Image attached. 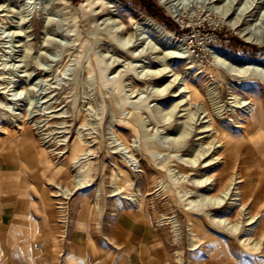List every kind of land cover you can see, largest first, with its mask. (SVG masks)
Here are the masks:
<instances>
[{
    "label": "rangeland",
    "instance_id": "374dc122",
    "mask_svg": "<svg viewBox=\"0 0 264 264\" xmlns=\"http://www.w3.org/2000/svg\"><path fill=\"white\" fill-rule=\"evenodd\" d=\"M104 1L107 4L101 0H0V121L4 127L0 129V169L22 175L18 167L29 164L30 173L39 171L41 166L28 156L31 149L19 145V138L35 135L39 147L50 153L56 172L53 177L49 171H39L36 184L27 177L25 186L22 177H9L29 200L41 202L46 218L43 239L47 240L42 242L40 261L35 262L27 251L29 256L17 257L16 264H129L151 261L149 249L153 264H214V240L227 243L238 264L247 260L263 264L264 239L258 251L244 253L233 236L212 223L211 216L186 206L189 201L201 203L206 188L185 195L180 182L194 188L198 181L216 177L210 194L222 196V171L234 179L230 185L234 193L250 184L251 171L253 188H264V170L258 166L264 157L249 138L251 112L246 106H234L237 99L264 102V76L256 71L236 75L215 57L217 50L237 65L254 58L264 62V0H174L180 5L181 18L170 11L171 2L162 0H153L155 15L143 8V0ZM117 2L120 5L108 6ZM246 3L251 9L236 28L229 21L237 14L226 9L235 4L239 13ZM139 13L186 37L188 44L176 49L155 34L150 36L151 44H142L135 27ZM113 19L126 26L119 34L131 37V44H120L124 43L121 37L103 36ZM168 20L175 21L180 31L168 26ZM249 24L261 35L260 43L240 33ZM168 51L183 52L185 57L166 60L169 66L162 76L147 72L165 67L161 59ZM170 81L173 84L166 86ZM186 81L199 92L191 105L178 104L180 97L174 96ZM183 95L188 98L189 93ZM134 111L141 113V122L132 117ZM210 115L231 134L229 144L222 145L212 131L205 130L212 121ZM238 121L243 125L237 126ZM76 142L81 144L80 151L74 149ZM80 156L85 165L80 177H86L81 186L77 171L82 166L74 167ZM180 165L188 168L186 174ZM123 171L131 184L124 182ZM232 198L226 199V206ZM133 199L139 201L137 206L131 205ZM214 211L221 213V209ZM82 212L84 226L78 223ZM230 216L237 222L240 206ZM193 219L206 233L200 247L192 251ZM248 228L239 238L247 236ZM262 233L263 217L251 236L258 240Z\"/></svg>",
    "mask_w": 264,
    "mask_h": 264
},
{
    "label": "bare ground",
    "instance_id": "6f19581e",
    "mask_svg": "<svg viewBox=\"0 0 264 264\" xmlns=\"http://www.w3.org/2000/svg\"><path fill=\"white\" fill-rule=\"evenodd\" d=\"M101 1L104 2L105 4H107V2H108V1L106 2L104 0H101ZM162 1L165 2V3L171 2L170 4H168V6L170 5L169 6L170 11L174 14V16L181 18V10L179 8L180 5H179L178 2L174 3L173 2L174 0H172V1L171 0H162ZM230 1H235V0H230ZM236 4H237V2H236ZM117 5H120L119 2H117V4L116 3L115 4L114 3H109L108 6H117ZM245 6L246 7L241 9L239 13H237V8H235V4L233 6L229 5L227 7L226 12L227 11L230 12V10H232V12H231L232 15L233 14H237V16L232 17L230 19V21H229L232 26H235L236 28H239L241 26V19H242V16H243L244 12L246 13V11H249L251 9L250 6L247 3H246ZM260 13H261V11H260ZM139 14H140V18L138 20H136V26L135 27L138 30V39L142 40V44H146V43L147 44H151L152 41L150 39L151 38L150 36H152V34H155V36H157L158 39L161 42H169L172 45L174 44V46H176V49H179V47L181 45L188 44V41H187L186 37L179 36L178 34H176L175 32H173L171 30H169L168 28H166L164 25H162L160 22H158L157 20L153 19L152 17H149V16H147V15H145L143 13H139ZM109 18L112 19V16H110ZM125 28H126V26L124 24L118 23V22H116L115 19H113L111 25H109V27L106 29V31L103 32V36H105V37H107V38H109L111 40L112 39L114 40L115 37L116 38H120L121 37L122 39L121 40L118 39V40L119 41H123L124 43H120V44H131V42H132V38L131 37H124L122 34H119L120 32L124 31ZM240 33L248 41H252V42H256V43H260L262 41L261 35L258 33V31H254V29H253L251 24L242 27L240 29ZM153 44H155V43H153ZM153 48H155L154 45H153ZM141 53H143V52H141ZM144 53L142 54V56L146 55V53L145 54ZM182 53L183 52L178 53L177 51H168L167 53L164 54V56L161 59L163 61L164 65H166V66L163 67V68L152 70V71L150 69H148L147 72H152L153 76H156V77L164 75V73L166 72L165 71L166 68L169 66V62H166V60L171 59V58H172V60L175 59V58L176 59L177 58L181 59V58L185 57L184 55H182ZM215 53H216L215 57L218 60L217 62L221 63L226 68L229 67V69L232 70L233 72H235L236 75L247 76V75H249L250 71L251 72L252 71H256V72H258V74L261 77L264 76V62L259 60V58H254L252 60H249L248 63L243 66V65L234 64L233 62L228 61L226 58H223V56L220 55L217 50L215 51ZM261 66H263V67H261ZM189 68H190V66L187 69H189ZM147 74L149 75L150 73H147ZM172 84H173V81H170L166 86H171ZM181 85H183V84H181ZM159 90L163 91V89H161V88H159ZM183 92H188L189 93L188 98L187 97L186 98L182 97ZM174 96L180 97V100H179L178 104H180L181 102L184 101L185 103H188V104L191 105V104H193L196 101V99L199 98V92L191 83L186 81L184 83V86H180V91L179 92H175ZM11 99H13V98H11ZM184 102H183V104H184ZM0 103H2V102H0ZM176 106H178V105H176ZM234 106H238V107H240V106L241 107H245L246 106L247 109L250 110V112H251V114H250V126H251V129L250 130L251 131L249 132V138H250V141H253V144L257 145L258 150L261 152V154L264 157V102L261 101V100H254V99H251V100L244 99L243 102H242L241 99H237L236 100V105H234ZM173 111H174V109H173ZM140 114L141 113L139 111L132 112V117L136 120V122L137 121L141 122V115ZM2 118L3 117L0 116V120ZM211 119H212V121L205 126V127L209 128V129H205V130L212 131V134L214 135V138L217 139V141L222 142V145L229 144L232 141L231 134L226 132L225 130L221 129L220 127H218V125L214 122L212 116H211ZM238 123H241V124H239L237 126L243 125L241 121H238ZM17 124H19V123H17ZM37 127L41 129L43 127V125H38ZM0 129L4 130L3 125H1V121H0ZM188 133H189L188 130L185 131L184 133H182L180 135L179 138H182V137L186 136ZM41 138L43 140L49 141L47 139V136H42ZM146 141H147L146 144L153 145L152 141L151 142L148 141V140H146ZM213 146H215V145H213ZM74 149L80 151L81 150V144L76 142V144L74 146ZM85 150H87V149H85ZM200 154L201 155L205 154V151H202V153H200ZM83 156H85V155H83ZM83 156L77 157L74 160V163H75L74 167L82 166L81 167L82 170H78L77 171V178H79L80 186L85 182V179H86V177H80V176H82L81 173L85 172L84 171V169H85L84 166L85 165L83 166L82 162H81V158H83ZM212 159H214V157L211 158V160ZM197 160L198 159H193L192 161L196 163ZM78 163H80V164H78ZM208 164H211V162L208 163ZM258 166H259L260 170L261 169L264 170V160H263L262 163H260V165L258 164ZM179 169L184 174H186L188 172V168L185 167V166L180 165ZM65 171H66V173L70 172L68 169H66ZM252 175H253V173L250 171L249 174H248L249 179H247V181H249L250 184L248 186H245L243 189L238 190L236 193H234L233 191H231V188H230V185L234 181V179L232 177L230 178V175H229L228 172L222 171V173H220V177H219L220 178L219 184H220L221 187L224 188V189L222 188L223 189L222 193H224V195H222V196L221 195H218V196L216 195L215 196V195L210 194V190L212 188L213 183L215 185H217L218 179L216 177L208 176L204 181H203V179L198 181V186H196L194 188H190V187L187 186V184H185L184 181L180 182V179L178 180L180 182V184L186 190V191L184 190V194L185 195L189 194V193H192L191 195H194V193L201 192L202 188H206L205 192H202L203 201L201 203L195 204L194 201H189V203L186 206L190 205L189 209H195L198 212H205V213H207V215L211 216L212 223L217 225L218 227H220L222 229H225L226 230L225 231L226 234L233 236V238L236 239L235 245H237L239 248L243 247L242 251H246L244 253H247V249H248V252H249V249L258 251V249L261 248L262 240L264 239V233H262V236L259 237L260 239H258V240H256L257 239L256 237L254 238L253 236H251L252 231L254 230V226L255 225H259L261 223V219L263 217V213H261L260 211H257L256 210L257 208L255 209L254 207H252L251 206V202H249L250 195L256 189V188H253L254 178H253ZM250 176H252V177H250ZM123 180H124L125 183H128V182L130 184L132 183L131 180H130V177L126 173V171H123ZM240 181H242V179H240L239 181H235L234 183L240 182ZM57 185L61 186L60 184H57ZM115 192H117V191H115ZM119 194H121V193H119ZM233 194L236 196L235 198L231 197ZM227 196H229V197H227ZM230 198H232V199H231L229 205L226 206V204H227L226 199H230ZM126 199L131 200L130 197H126ZM256 201H258V200H256ZM262 202H264V201L262 200ZM138 203H139V201H137V199H133L131 205L134 204V205L137 206ZM236 205L240 206L241 216H240V219L237 222H234L233 218H231L230 214L232 213V211L234 210ZM218 209H221V211H220L221 213L220 214L215 213L216 211H214V210H218ZM193 225H194V228H192L190 230V235H191V237L193 239V244H192V247L190 248V250H192V251L196 250V249H198L200 247V245L203 243L201 241L202 237L206 233L204 227L201 226L198 222L194 221V219H193ZM246 225H250V228L247 229V233H246L247 236L244 237V238H239V234L242 231L246 230ZM214 245L216 246L214 251H213V254H214V257H215V261L214 262H217L218 264L219 263L220 264H225V257L226 256L223 253V250H227L228 249V244L227 243L221 244V242L219 240H214Z\"/></svg>",
    "mask_w": 264,
    "mask_h": 264
},
{
    "label": "crops",
    "instance_id": "0c3cea01",
    "mask_svg": "<svg viewBox=\"0 0 264 264\" xmlns=\"http://www.w3.org/2000/svg\"><path fill=\"white\" fill-rule=\"evenodd\" d=\"M20 144L24 148L32 150L29 151L28 156L31 160H34L37 165L41 166L39 171H49L53 177L55 176L56 172L51 168V155L45 148L39 147V142L35 136L19 138V145ZM18 168L22 175L14 174L11 170L0 169V264H16L17 257L29 256L27 251H30V255L35 258V262L36 260L38 261V259L40 261L42 255V242L46 239H43V237L47 236L46 229L43 232V226H46V218L44 219L42 215L41 202L36 199L32 201L29 200L25 193L19 190L18 183L9 182V177L16 175L17 177H22L24 186L27 177L32 179V184L34 185L36 184V180H38L39 171H36L35 174L34 172L30 173L32 172V165L29 164H21ZM259 187L260 189H255L250 195L249 201L252 207L255 209L257 208V211L263 213L264 218V209L261 208V206L264 205V202H262V200L264 201V188H262V186ZM81 214V219L78 223L84 226L86 223L84 212ZM53 226L56 232V222ZM55 232H53V234ZM51 234L50 232V235ZM54 236H56V233ZM106 252L110 254V250ZM147 253L151 254V261L145 259L135 263L132 261L129 264H153L152 250H147ZM223 253L226 256L225 264H238L234 261L235 254L232 248L228 247L227 250H223ZM214 264L218 263L215 262ZM247 264H252V262L247 260Z\"/></svg>",
    "mask_w": 264,
    "mask_h": 264
},
{
    "label": "trees",
    "instance_id": "16d2710c",
    "mask_svg": "<svg viewBox=\"0 0 264 264\" xmlns=\"http://www.w3.org/2000/svg\"><path fill=\"white\" fill-rule=\"evenodd\" d=\"M144 4V5H143ZM142 5H143V8L149 12L150 14L152 15H155L157 14V12L155 11V9H157V4L153 1V0H143L142 1ZM163 17V16H162ZM168 22L170 23V25L168 26H175V28L180 31V28H179V25L173 21V20H168ZM237 50V49H235Z\"/></svg>",
    "mask_w": 264,
    "mask_h": 264
}]
</instances>
